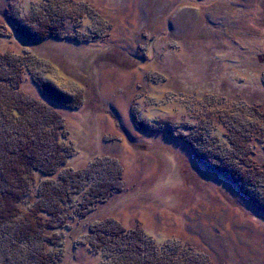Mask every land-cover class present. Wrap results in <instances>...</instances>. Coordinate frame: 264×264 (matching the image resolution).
<instances>
[{"label": "rangeland", "instance_id": "1", "mask_svg": "<svg viewBox=\"0 0 264 264\" xmlns=\"http://www.w3.org/2000/svg\"><path fill=\"white\" fill-rule=\"evenodd\" d=\"M52 1L61 4L0 0V26L11 32L0 37V54L26 59L19 90L63 118L61 141L73 157L53 181L64 169L95 165L88 188L120 185L85 217V190L64 203L60 264H100L89 234L108 218L208 264H264V212L204 170L185 143L230 151L240 142L264 185V0H73L61 4V37L21 41L8 15ZM34 77L81 96V105L50 101ZM31 198L39 200V187ZM17 251L0 249V264H24Z\"/></svg>", "mask_w": 264, "mask_h": 264}, {"label": "trees", "instance_id": "2", "mask_svg": "<svg viewBox=\"0 0 264 264\" xmlns=\"http://www.w3.org/2000/svg\"><path fill=\"white\" fill-rule=\"evenodd\" d=\"M69 1L76 3L73 0L60 3ZM61 4L55 6L52 1L47 4L50 8L33 10L31 14L13 12L8 15V21L23 42L59 38L63 33L62 20L68 17ZM9 33L7 27L0 26V37ZM23 60L26 62L11 54H0V249L7 250L8 244L13 251L20 249L24 264H60L62 236L56 231L65 223L61 218L64 203L85 190L79 205V215L85 217L93 211L95 203L103 201L105 193L117 191L120 185L118 182L101 183L100 188H88L97 171L95 165L81 170L64 169L57 181H53L73 157V149L62 144L65 125L57 111L19 90L25 67ZM34 80L50 101L71 109L81 105V96H68L42 77H34ZM185 143L193 149L204 170L238 187L256 209L264 212V185L259 182L263 177L258 179L260 176L253 174L255 169L245 158L244 145L234 140V149L220 152L214 148L201 149L187 138ZM237 158L241 164L236 163ZM253 184L258 185L259 191ZM34 186L39 187L40 192L35 202L31 198ZM27 196L25 213L19 205ZM89 235L91 250L102 258L100 264H208L181 245L159 246L141 228L128 229L109 218L91 226ZM17 252L12 254L18 256Z\"/></svg>", "mask_w": 264, "mask_h": 264}]
</instances>
